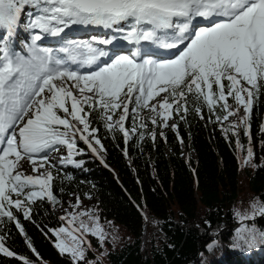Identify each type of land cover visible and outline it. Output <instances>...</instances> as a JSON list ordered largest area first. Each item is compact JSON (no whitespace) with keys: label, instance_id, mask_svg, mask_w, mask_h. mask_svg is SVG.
Wrapping results in <instances>:
<instances>
[{"label":"trees","instance_id":"obj_1","mask_svg":"<svg viewBox=\"0 0 264 264\" xmlns=\"http://www.w3.org/2000/svg\"><path fill=\"white\" fill-rule=\"evenodd\" d=\"M18 44L27 50L25 41ZM250 90L251 109L238 129L220 122L223 101L210 108L193 93L181 100L186 110H169L172 126L147 107L137 109L133 97L123 122L127 136L104 119L116 112L84 106V134L99 141L102 162L75 140L71 159L50 167L54 199L26 201L28 216L16 207L10 209L15 219L0 216V243L14 254L0 251V264H76L56 247L60 241L79 243L78 264L94 256L90 264H264V214L252 207L264 205V80ZM227 103L233 104L231 96ZM71 194L94 199L92 213L65 215L78 233L55 212ZM91 221L116 236L107 241L103 261L92 247L103 246L78 226Z\"/></svg>","mask_w":264,"mask_h":264},{"label":"snow or ice","instance_id":"obj_2","mask_svg":"<svg viewBox=\"0 0 264 264\" xmlns=\"http://www.w3.org/2000/svg\"><path fill=\"white\" fill-rule=\"evenodd\" d=\"M29 5L40 12L26 26L32 30L60 36L72 25L115 28L124 41H150L165 49L177 48L178 53L168 60L140 59V49L132 55L116 51L110 55L90 43L72 41L69 47L60 49L67 53L65 60L54 55L51 48L37 47L43 37L35 34L31 37L29 56L25 57L13 52L8 40L16 33L22 13ZM198 18L206 24L193 23ZM129 22L131 27L126 31L121 25ZM0 31L7 37L0 35L4 42L0 47L3 53L0 56V216L10 219H15L12 207L21 208L28 216L30 208L24 202H35L42 193L54 199L49 190L51 173L46 169L40 172L44 163H37V154L55 145H66L71 153L77 132L91 146L83 135L89 128L87 114L81 116L84 106L99 105L105 113L122 108L115 123L127 136L123 122L128 118V103L133 97L137 109L149 107L167 126L173 105L177 112L186 110L181 100H186L188 93L197 99L202 97L210 108L223 101L224 110L230 107L227 97L231 96L250 112L253 92L241 80L253 89L257 88L258 79L264 80V0H0ZM92 39L101 45L118 47L114 43L116 36ZM181 44L183 48H179ZM69 61L80 67L95 66V70L80 73L67 66ZM161 92L167 95L150 106L149 101ZM242 93H247V101ZM227 115L223 118L227 119ZM106 118L111 121L112 115ZM71 121H78L83 129ZM58 126L65 130L60 131ZM248 154L251 157L250 149ZM25 158L38 175H26L19 170L20 161ZM41 159L46 163L48 156ZM36 186L39 191L34 190ZM252 207L264 214V205ZM92 234H100V230L94 229ZM99 238L104 237L100 234ZM249 239L255 242L256 237L251 235ZM57 247L74 259L84 256L79 243L69 247L60 241ZM0 251L14 255L2 243Z\"/></svg>","mask_w":264,"mask_h":264},{"label":"rangeland","instance_id":"obj_3","mask_svg":"<svg viewBox=\"0 0 264 264\" xmlns=\"http://www.w3.org/2000/svg\"><path fill=\"white\" fill-rule=\"evenodd\" d=\"M29 13H32V15L29 16ZM39 14H40V12H39V10L37 8H35V7L31 6V5L26 6L25 11L22 13V16H21V18L24 21V23H22V22L20 23V25L17 28L16 33L10 38V39H12V42H9L8 41L9 47H10V49L13 52L18 53L20 55H23L25 57L29 56L28 49H29V47L32 44L31 37L33 35H35L36 33H39L40 30L39 29L32 30V29L27 28L26 26H27V24H29L31 22V19H33L36 15H39ZM124 25H125V27H124L125 30L127 28L129 29L131 27V23L130 22L127 23V24H124ZM79 27H80V29H79L80 31H86V32H88V33H84V34H90V33L102 34V32L104 33V32H107L108 31V29H105V28H102V27H96V26H79ZM114 29L115 28L110 29V30H114ZM114 32H117V31H114ZM0 35H4L5 38L7 39L6 34L3 33L2 31H0ZM30 35H31V37H29ZM89 36H92V35H89ZM102 36L103 35H101V37ZM169 36H171V35H169ZM21 40H23V41L26 42V49L27 50H25V51H23L22 48H21L22 46L18 44V41H21ZM68 41H69V39L67 37H65V38H58V39L52 40L51 42H53L54 44L55 43L58 44V43H61V42H68ZM3 43L4 42L2 40H0V47L3 46ZM37 47H40V45H39L38 42H37ZM133 53H135V52L133 51ZM140 59H142V58L140 57ZM68 83L71 84V81H69ZM241 84L245 88H248L250 90L251 85H248L243 80H241ZM125 91H126V89H125ZM74 94H75V92H74ZM88 95H91V94L89 93ZM242 95H244V99H245V101H247L248 100L247 93H242ZM164 96H166L165 93L164 92H161L160 95L156 96L154 99H152L151 101H149V105L151 106V105L158 104V102H160ZM229 106L230 107L227 109V112L228 111H231V112H234V114L233 115H227V113H226L225 115H227V119H224L223 118L225 116L224 115L222 117V119L220 120V122L223 123V124H226V123L231 124L233 127H235L236 129H238L240 127L241 123H243L245 121L247 112H246L245 108L242 105H238L235 102L234 99H233V104H231ZM69 108H70V105H69ZM128 108H129V103H128ZM237 109H238V111H237ZM69 111H71V108H70ZM157 111H162V110L159 109V108H157ZM147 112H150V114L154 113V112H152V111L149 110V107H147ZM121 113H122V108L119 109V110H116V115L114 117L112 116V120L111 121H109L106 118L107 116H105L104 119H105V121H106L107 124L118 126L115 122L119 118V116L121 115ZM167 120L169 121L170 125L172 126L173 123H172V119L170 118V116H169V118ZM71 123L73 125H75L76 127L80 128V129H83V127H84L82 124H79L78 121H71ZM60 127H61L60 128L61 131H64L65 130L63 126H60ZM80 135H81L80 132H77L76 133V139L75 140H81L82 142H84V144L90 149V151L94 155L95 152L91 149V147L89 146V143H86L84 140L80 139L79 138ZM83 135H85V134L83 133ZM88 141L90 142V144H93L94 145L95 151H96L95 155H97L98 157H100V155L97 154V151H98V153L100 151H99L96 143L93 140H88ZM56 149H58V150H56ZM245 154H247V152ZM43 155H47L48 156V161L46 163L41 159V157ZM191 155L193 156V153H191ZM35 158H36L38 164L39 163H44V168L40 169V172H44L45 169L48 172H50V167L51 166L59 165V164L66 163L67 161H69L71 159V153H70V150L68 149V147L66 145H55L53 148H49V149L45 150V152L40 153V154H37ZM20 162L26 163L27 162V158H25L24 160H21ZM21 170H24V169L22 168ZM28 173L30 175H34V176L39 174V173L33 172L31 168H30V170H28ZM34 190L39 191V186H36V188ZM25 191H28V190L25 189ZM43 195H45V194L42 193V196ZM21 199H23V197ZM24 203H26V201ZM93 204H94V199H92L90 197H87L85 200L80 201V200L77 199V197H76L75 194H71L69 196V202H68V204L65 207H63V208H59L55 212H56V214L59 217L62 218L63 221L68 222L70 224V227L72 229H74L78 233V231L75 228V226L68 221V219L66 218L65 215H68V214L88 213V212L89 213H92V211H93ZM17 209L21 210L24 213V211L21 208H17ZM78 226L84 232V234H87L88 236L91 235L94 238H97L98 241L100 242V244L103 246V249L102 250H97V247L96 246H94V245L92 246L93 247V250L97 254L98 258L103 261V257H104L105 251H106L107 248H109V244H108L107 241L108 240L112 241L113 239L116 238V236L113 235V234L111 236H109L108 234H104V232L107 231L106 230L107 225L101 226L99 223H96V222H93V221H91V223L88 226H86L85 228L82 227L80 224ZM97 228L100 230V234H102L103 237H104L102 240L99 238L100 234H97V235H93L92 234V231L94 229H97ZM119 233L122 234L121 231ZM91 259L92 260L93 259H96V257L94 256V257H91L89 259H85L84 258V260H86L88 262V264L91 263V261H90ZM73 260H74V262L76 264H78V260H83V259H79V258L74 259L73 258ZM101 264H103V262Z\"/></svg>","mask_w":264,"mask_h":264},{"label":"bare ground","instance_id":"obj_4","mask_svg":"<svg viewBox=\"0 0 264 264\" xmlns=\"http://www.w3.org/2000/svg\"><path fill=\"white\" fill-rule=\"evenodd\" d=\"M21 21H22V23H24V21L22 20V18H21ZM196 21V20H195ZM194 21V22H195ZM193 22V23H194ZM121 27H125V25H121ZM80 29V27L78 26V25H72L71 27H69V28H66L65 30H64V32L63 33H61L60 34V36H51V35H49V34H45V33H42L41 31H39V33H36V34H40V35H42V40H40V41H43V42H45V41H52V40H55V39H57V38H65V37H67V38H70V37H72V35H74V34H78V33H88V32H86V31H80L79 30ZM130 29V28H129ZM128 30V28L126 29V31ZM115 31V29L114 30H110V29H108V31L107 32H102V34H100V35H103L102 36V39H107V38H110V37H112V36H116L117 37V39H116V41L114 42L115 44H117L118 45V47H116V48H114L113 47V45L112 44H105V45H101V46H103L109 53H112L113 51H116V50H119V49H122L123 50V52H121L120 54H124V55H127V54H130V53H132L133 51H132V47H133V45H134V43L133 42H130V41H124L123 39H122V35H121V33H119V32H114ZM170 33V32H169ZM171 34V33H170ZM172 35V34H171ZM100 39V38H99ZM72 41H74V39H70V42H72ZM137 44V43H136ZM139 44H140V47H141V49H142V51H141V53H148L151 49H154V50H160V52L158 53V52H156V53H154L153 51L152 52H150V55L151 56H153V57H155L156 55L155 54H161L162 56H163V58H164V60H168V59H171V58H168V57H165L164 55H163V53H162V50H163V48L162 47H160V45H159V43H152V42H149V43H140L139 42ZM151 46V47H150ZM165 58H167V59H165ZM9 131H11V130H9ZM81 134V133H80ZM91 149L93 150V149H95V147H94V145L93 144H91ZM95 153H96V151H94ZM97 154L98 155H100L99 153H98V151H97ZM24 169V170H21V169ZM30 168H31V166H30V164L28 163V162H26V163H22V162H20V168H19V170L20 171H23L25 174H29L28 173V170H30ZM26 170V171H25ZM30 175V174H29Z\"/></svg>","mask_w":264,"mask_h":264},{"label":"water","instance_id":"obj_5","mask_svg":"<svg viewBox=\"0 0 264 264\" xmlns=\"http://www.w3.org/2000/svg\"><path fill=\"white\" fill-rule=\"evenodd\" d=\"M94 155H95V153H94ZM95 156L100 162H102L100 157H98L97 155H95Z\"/></svg>","mask_w":264,"mask_h":264}]
</instances>
